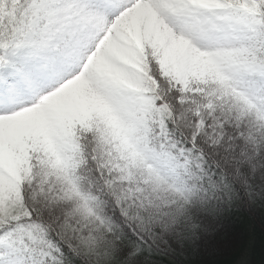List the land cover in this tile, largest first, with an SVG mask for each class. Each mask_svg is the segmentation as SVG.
<instances>
[{
  "label": "snow or ice",
  "instance_id": "obj_1",
  "mask_svg": "<svg viewBox=\"0 0 264 264\" xmlns=\"http://www.w3.org/2000/svg\"><path fill=\"white\" fill-rule=\"evenodd\" d=\"M264 0H0V264H264Z\"/></svg>",
  "mask_w": 264,
  "mask_h": 264
},
{
  "label": "trees",
  "instance_id": "obj_2",
  "mask_svg": "<svg viewBox=\"0 0 264 264\" xmlns=\"http://www.w3.org/2000/svg\"><path fill=\"white\" fill-rule=\"evenodd\" d=\"M260 214V209H256L255 212H245L242 214L240 223L241 229L245 233H248L252 228L255 229L254 236L257 245V261L260 260L261 253L264 252V226L261 225Z\"/></svg>",
  "mask_w": 264,
  "mask_h": 264
}]
</instances>
